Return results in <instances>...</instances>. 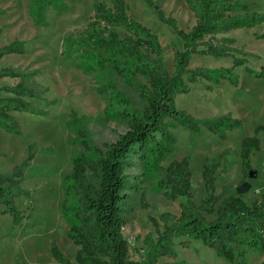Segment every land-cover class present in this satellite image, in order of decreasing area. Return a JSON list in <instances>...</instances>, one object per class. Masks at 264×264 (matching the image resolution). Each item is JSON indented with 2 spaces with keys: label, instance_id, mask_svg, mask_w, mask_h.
<instances>
[{
  "label": "trees",
  "instance_id": "1",
  "mask_svg": "<svg viewBox=\"0 0 264 264\" xmlns=\"http://www.w3.org/2000/svg\"><path fill=\"white\" fill-rule=\"evenodd\" d=\"M67 1L75 0H28V4L32 16L41 20L48 8L60 12ZM143 1L156 8L158 18L182 40V47L172 52L173 73L163 64V49L157 35L126 12L124 0H110V5L93 0L92 19L74 36L63 39L64 49L74 52L76 64L90 76L92 87L104 100L105 108L115 104L121 108L120 116L126 128L113 141L98 146L77 114L73 112L68 118L67 124L79 125L77 135L68 137L70 146L78 145V148L71 149L69 170L60 173L61 215L76 249L72 259L64 256L55 244L51 246V253L59 264H156L162 255H175L174 237H184L180 242L185 247L192 240H199L232 263L248 264L250 251L264 250V190L258 199L249 203L241 194L231 193L224 187L217 194L215 171L219 161L205 160L201 165L205 195L196 204L191 198L188 155L171 160L157 181L168 198L182 197L179 214L162 215V229L157 231L155 227L157 236L145 237L142 259L135 260L129 255L123 227L127 223L124 208L128 200L126 177L130 163L135 158L138 163L149 166L150 160L158 163L172 153L176 145L171 130L174 124L191 132L205 129L220 138L226 136V130L240 126L241 121L228 114L193 117L176 106L175 96L189 92L200 79L210 83L208 88L222 79L237 86L239 78L233 67L244 59L235 57L231 51L239 48L232 45L231 37H216V42L210 39L229 29L253 26L263 18L251 10V3L246 0H184L195 20L190 28L183 29L173 16L161 10L162 0ZM110 23L120 24L126 34L120 35L109 28ZM207 36L209 39L205 40ZM202 44L204 47H200ZM16 50L20 49L14 44L2 46L0 57ZM193 54L231 56L232 64L216 68L189 67ZM247 70L254 76L264 75V69ZM33 74L28 68H0V77H19L15 85L0 88L11 93L0 95V126L8 131L17 130L11 110L38 111L30 98L42 97L45 87L35 82ZM263 128L264 125L256 124L251 135L240 139L238 155L244 175L252 169L250 156L260 147L257 132ZM28 158L15 165L11 172H0V202L3 211L10 212L14 218L18 211L14 198L22 194L23 180L42 169L33 167L28 172L25 168ZM164 264L194 263L177 260Z\"/></svg>",
  "mask_w": 264,
  "mask_h": 264
},
{
  "label": "rangeland",
  "instance_id": "2",
  "mask_svg": "<svg viewBox=\"0 0 264 264\" xmlns=\"http://www.w3.org/2000/svg\"><path fill=\"white\" fill-rule=\"evenodd\" d=\"M100 1L110 5V0ZM124 1L126 12L157 35L163 49V64L169 73H173L172 52L174 48L182 47V40L158 18L156 8L143 0ZM246 1L251 3V10L263 15L260 22L250 27L229 29L210 39L216 42V37L220 36L233 38L232 45L239 49L231 53L244 59L243 63L233 67L239 78L238 85L222 79L208 88L210 83L200 79L189 92L175 96L176 106L193 117L211 118L228 114L239 119L241 124L226 130L224 138L205 129L191 132L174 124L171 130L176 137L175 150L164 160L158 163L150 160L146 166L133 158L127 169L128 200L124 208L127 223L123 227L132 259L144 257L145 237L157 236V231L163 226V214H179L182 197L168 198L157 184L164 167L171 160L189 156L191 198L196 204L205 195L201 179V165L205 160L219 161L215 171L217 194L222 187L238 194L236 186L247 181L250 188L241 193V197L249 203L258 199L264 190V128L257 132L260 147L250 156V165L255 171L252 176L242 173L238 155L240 139L251 135L256 124L264 125V75L254 76L247 70L264 69V0ZM66 3L60 12L53 7L48 8L44 18L39 20L30 13L28 0H0V47L14 44L20 49L4 53L0 57V68L33 70L35 82L45 87L42 97L30 98L38 111L11 110L17 124L16 131L0 126V172H11L29 155L25 164L28 172L33 167H42L35 176H27L23 180L24 190L14 198L18 210L15 218L10 212L3 211L4 206L0 202V264H59L51 253L52 244L64 256L70 259L74 256L76 246L67 235V223L61 215L60 190V173L69 170L71 149L78 148V145L72 148L68 141L69 136L77 135L79 128V125L67 124L70 115L74 112L79 116L78 120L86 125L98 146L113 141L126 128L120 116L121 108L117 104L105 108L104 100L92 87L90 76L76 64L74 52L64 49L63 39L74 36L92 19L93 0ZM161 10L173 16L183 29L194 23V15L184 0H162ZM107 26L120 35L126 34L118 23ZM231 64V56L193 54L189 61V67L216 68ZM18 81V76H1L0 88L13 86ZM9 94L0 89V95ZM83 115L86 118H82ZM182 239L184 237H174L175 255H162L156 264L177 260L194 264H236L220 257L199 240H192L185 247L180 242ZM261 261H264V250L249 252L248 264Z\"/></svg>",
  "mask_w": 264,
  "mask_h": 264
},
{
  "label": "water",
  "instance_id": "3",
  "mask_svg": "<svg viewBox=\"0 0 264 264\" xmlns=\"http://www.w3.org/2000/svg\"><path fill=\"white\" fill-rule=\"evenodd\" d=\"M254 173H255V171L251 169L248 172V175L252 176ZM249 188H250V183L247 181H242L238 186H236L235 189H236L238 194H241V193L247 191Z\"/></svg>",
  "mask_w": 264,
  "mask_h": 264
}]
</instances>
